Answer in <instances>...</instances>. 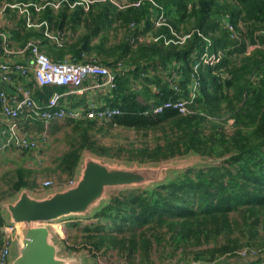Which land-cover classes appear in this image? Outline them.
<instances>
[{"label":"trees","instance_id":"1","mask_svg":"<svg viewBox=\"0 0 264 264\" xmlns=\"http://www.w3.org/2000/svg\"><path fill=\"white\" fill-rule=\"evenodd\" d=\"M40 1L0 0V6ZM154 1L164 10L169 25L178 33L183 31L180 35L195 32L183 43L165 44L164 38L173 36L167 26H153L150 3L118 9L105 0L96 1L88 10L80 5L73 10L64 5L57 11L47 7L39 13L32 9L38 22L47 21L52 30L63 33L64 44L57 47L44 37L43 27L28 28L25 14H19L18 8L7 6L4 10L7 25L1 31H6L18 47L36 39L54 61H94L116 73L117 86L109 105L121 113L108 125L161 131V142L152 149H136L142 156L140 164L189 154L213 161L177 171L162 183L125 188L110 196L88 217L92 222L82 229L86 247L80 248L92 257L113 251L124 260H135L139 253L144 260H151L150 251L155 246L167 259L165 264L258 263L264 259V0ZM225 21L234 25L238 39L230 37ZM131 22L134 28L128 27ZM110 29L123 31L122 38L109 41ZM141 33L161 39L132 42ZM198 33L210 40V52H221L219 60L200 70L199 92L189 113L166 109L155 114L153 107L163 101L188 97L194 57L207 43ZM173 72L181 93L169 82ZM28 87L39 101L64 90L39 88L34 80ZM140 95L148 101L141 103ZM229 120L231 133L225 129ZM67 123L81 132L78 143L59 160L58 168L73 177L84 150L98 157H107L111 151L89 134L99 122ZM37 126L38 131L43 128L40 123ZM23 174L19 170L12 185L16 193L29 186ZM5 224L0 210V247ZM69 247L79 251L76 239ZM244 249L258 251L254 263L240 257Z\"/></svg>","mask_w":264,"mask_h":264},{"label":"built area","instance_id":"2","mask_svg":"<svg viewBox=\"0 0 264 264\" xmlns=\"http://www.w3.org/2000/svg\"><path fill=\"white\" fill-rule=\"evenodd\" d=\"M96 1L105 0H41L40 2L23 4L18 6L19 14H25L27 27L41 28L43 27L44 37L52 41L57 47H62L64 44L63 33L60 30H52L47 21L36 22V18L32 15L34 12L39 13L45 8H50L55 11L63 8L64 5L70 9L76 6H83L88 10ZM118 9H126L128 7L140 8L145 3H150L153 8L151 10L153 26L160 28L167 26L173 36L172 39H165V44L168 43H183L186 38H189L195 31L185 35H179L173 29L168 21L166 14L154 0H108ZM8 5L0 6V18L3 17L4 10ZM15 7V6H11ZM157 8L158 10H155ZM157 16L155 17L154 15ZM230 37L238 39V32L234 25L225 21ZM135 23L131 22L129 28H134ZM207 43L201 53H197L194 57L191 74V84L188 88V97H179L176 100H165L160 105L153 107L155 114H160L166 109L176 110L181 115H186L190 112L200 87V70L206 66L215 64L220 56V51H209L211 42L203 35L198 33ZM161 39V36H153L150 33H141L137 37H133L132 42H156ZM259 47L260 45H255ZM0 49L6 56L17 55L22 58L18 62L0 61V152L6 149L16 151L37 150L39 140L46 139L47 130L51 123L61 121H79L93 120L100 124L110 122L115 116L119 115L120 109L115 107H98L90 104L85 108L64 107L60 104L61 99L66 95L80 93L83 89L84 82L92 78L94 83L92 88H106L109 91L116 89V73L107 66L96 62H77L74 59L65 58L62 60H52L47 53L41 48L39 41L31 39L27 41L21 49H13L10 42V36L6 31H0ZM122 65L119 63V67ZM177 76V75H176ZM175 73H172L169 82L173 90L181 93L180 87L175 83L177 80ZM16 80H25L17 82ZM34 80L39 88L46 86L64 87L62 92L54 91L45 101L36 100L33 96V91L28 84ZM2 84V85H1ZM10 87L11 91L6 88ZM40 123L43 130L36 133V137H32L29 132L26 133L24 127L30 128ZM74 183L72 177L64 185L67 186ZM51 182H44L43 187H53ZM16 226L4 225L1 230L4 239L3 246L0 250V264H8L10 247L15 233ZM258 251L254 249H244L239 252L241 258H249L251 262L257 260ZM248 260V259H247ZM245 260V261H247ZM183 264V263H180ZM255 264H264V259Z\"/></svg>","mask_w":264,"mask_h":264},{"label":"water","instance_id":"3","mask_svg":"<svg viewBox=\"0 0 264 264\" xmlns=\"http://www.w3.org/2000/svg\"><path fill=\"white\" fill-rule=\"evenodd\" d=\"M97 157L89 154L82 160L81 156L72 185L59 186L42 196H34L22 188L11 201L0 205L6 225L16 226L8 264H86L85 251L68 257L59 255L63 247L48 224L63 217L91 216L108 201V188L148 187L182 171L179 167L186 162L203 165L213 162L189 154L149 166L119 167Z\"/></svg>","mask_w":264,"mask_h":264},{"label":"rangeland","instance_id":"4","mask_svg":"<svg viewBox=\"0 0 264 264\" xmlns=\"http://www.w3.org/2000/svg\"><path fill=\"white\" fill-rule=\"evenodd\" d=\"M30 3H27L28 5ZM8 6H15L11 8H17L23 4H6ZM75 9V8H73ZM71 9V10H73ZM36 22L38 21L35 19ZM29 28V27H28ZM31 28V27H30ZM179 35L183 31H179ZM192 32V31H190ZM188 32V33H190ZM186 33V34H188ZM185 35V34H184ZM123 36V31H118L110 29L108 33L109 41H118ZM182 36V35H181ZM24 47V46H23ZM23 47H13V49H21ZM256 46H249L247 51H252ZM248 54V53H247ZM123 67V65H122ZM138 86H135L137 88ZM147 102V101H145ZM232 121L229 120L228 124L225 125L227 133H231ZM74 124L67 123V121H61L57 123H51L47 130L46 139H40L39 146L37 150H24L11 152L4 158V161H1L0 165V205L6 202L11 201L17 193L12 190L13 183L18 179V172L22 170L24 178L28 183L27 189H34L42 187L44 182H51L54 185H64L72 177H68L66 174H63L58 168L59 160L68 152L71 147L78 143L80 132H75ZM37 125H33L29 128V134L32 137H36V133L43 130V128L38 131ZM103 127V128H102ZM161 131H136L133 129L109 126L108 122L100 124L99 126H94L89 129V134L96 140L99 146L107 147L111 152L107 157H97L95 154H92L89 151L82 152V160L84 157L93 155L95 158L104 160L106 163L112 166L119 167H128L133 165L138 166H149L153 163H144L140 164L139 159L142 158L136 151V149L149 148L152 149L160 141ZM28 153L29 159L26 158L25 153ZM162 162V161H161ZM160 163V162H158ZM205 166L201 163L195 162H186L182 167H179V170L185 169H194ZM158 167V166H157ZM171 173V172H170ZM173 174H170L167 178H171ZM127 188H138L136 187H127ZM125 188H108L106 191V198L116 195L119 191ZM104 204V203H103ZM102 204V205H103ZM74 222L75 226H69V223ZM92 219L82 216H73V217H63L57 221H52L50 223L54 229L58 228V232L61 233L62 230H66L67 238L59 243L63 247V252H60L59 255L63 257H68L71 254L77 255L82 254V251H85L87 260L86 264H165L167 259L161 257V252L156 250V247L153 246L150 251L151 260H144V257L139 253L135 260H124L123 258L116 255L115 252L110 251L106 254H99L96 257H92L88 251L84 248L86 247V242L84 241L85 236L82 233L84 226L90 224ZM60 229V230H59ZM2 233V231H1ZM65 236V234H64ZM4 235L2 233V244L0 250L3 246ZM76 239V248H79V251H72L69 246L73 244V240ZM81 249V250H80ZM256 251V249H254ZM98 254V253H97ZM83 261V260H80ZM199 263V262H198ZM185 264V263H183ZM193 264V263H186Z\"/></svg>","mask_w":264,"mask_h":264},{"label":"crops","instance_id":"5","mask_svg":"<svg viewBox=\"0 0 264 264\" xmlns=\"http://www.w3.org/2000/svg\"><path fill=\"white\" fill-rule=\"evenodd\" d=\"M7 25V21L6 19L3 17L0 18V31L4 30L3 27L4 25ZM10 42H11V46L12 47H18L17 42L11 37H10ZM22 58L20 56L17 55H11V56H6L1 52L0 49V61H8V62H18L21 61ZM122 74V72H121ZM23 82L25 80H16L17 82ZM26 83V82H23ZM94 83V79L89 78L87 79L84 84H83V89L80 93H75V94H71V95H66L64 96L61 101L60 104L64 107H72V108H85L90 104H94L98 107H108L110 106V100L113 99V93L112 91L107 90L106 88H92V84ZM27 84V83H26ZM2 85V84H1ZM138 88V87H137ZM7 90L11 91L10 87L6 88ZM65 90V88H64ZM33 91V90H32ZM152 91H156V88H152ZM37 100V99H36ZM138 100L141 103H146L145 101H148L144 98V96L140 95L138 97ZM109 123V122H108ZM38 124V123H37ZM35 124V125H37ZM25 130H28L26 127H24ZM28 131H26L27 133ZM11 152L10 149H6L4 151L0 152V165L2 164L1 161H4V158ZM18 152L19 151H16ZM28 153H25V156L27 159H29V156L27 155ZM59 186H56V184L53 187H38V188H30L28 189L30 193H32L34 196H42L48 192L54 191L58 188ZM6 225V224H5ZM49 227L51 228V230L54 232L55 236L57 237V240H59L60 242H63L66 238H67V233L66 230H62L61 229V233L58 232V228L54 229V227L51 224H48ZM3 229V227L1 228V230ZM60 230V229H59ZM65 234V236H64Z\"/></svg>","mask_w":264,"mask_h":264}]
</instances>
